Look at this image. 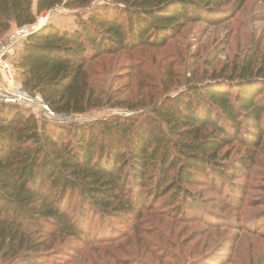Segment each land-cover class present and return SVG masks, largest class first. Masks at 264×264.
<instances>
[{
	"label": "trees",
	"instance_id": "1",
	"mask_svg": "<svg viewBox=\"0 0 264 264\" xmlns=\"http://www.w3.org/2000/svg\"><path fill=\"white\" fill-rule=\"evenodd\" d=\"M95 1L0 0V40L13 25L33 24L55 7L89 9L74 30L47 24L17 51L23 89L40 94L58 115L93 107L85 67L100 56L161 47L187 24L219 25L244 4L103 0L92 7ZM49 126L0 102V258L11 264H39L57 242L87 241L96 216L99 227L117 221L130 230H140L144 212L158 207L187 219L201 201L191 185L221 195L240 191L234 181L246 175L248 160L228 162L224 149L264 143V50L187 85L148 119L114 115Z\"/></svg>",
	"mask_w": 264,
	"mask_h": 264
},
{
	"label": "rangeland",
	"instance_id": "2",
	"mask_svg": "<svg viewBox=\"0 0 264 264\" xmlns=\"http://www.w3.org/2000/svg\"><path fill=\"white\" fill-rule=\"evenodd\" d=\"M102 1L96 0L92 7ZM243 1V6L219 25L190 23L161 47L105 54L89 63L85 69L94 99L93 107L84 113L56 114L52 120L37 114L35 101L34 106L19 107L48 122L49 128L114 115L148 119L155 107L187 85L240 63L248 51L264 50V0ZM88 11L55 7L36 17V25L40 24L37 30L50 23L74 30L77 16L86 17ZM15 28L13 25L3 38ZM26 38L15 44L16 53L10 59L19 83L20 74L14 65ZM17 90L11 93L18 95ZM225 150L228 162L242 156L248 160L246 175H238L234 181L240 191L225 189L221 195L211 187L191 185L189 190L201 200L199 213L186 211L189 218L182 219L165 209L161 212L159 207L146 210L140 230H130L117 221L99 227L96 216L87 241L57 242L52 251L38 259L39 264H264V143L248 148L235 142ZM129 221L132 223L131 217ZM98 230L100 238L94 236ZM12 262L0 258V264Z\"/></svg>",
	"mask_w": 264,
	"mask_h": 264
},
{
	"label": "built area",
	"instance_id": "3",
	"mask_svg": "<svg viewBox=\"0 0 264 264\" xmlns=\"http://www.w3.org/2000/svg\"><path fill=\"white\" fill-rule=\"evenodd\" d=\"M42 23V22H41ZM40 24L33 23L29 25L19 26L13 29L6 37L0 40V102L11 103L19 106L35 105L39 108L37 114L48 119H56V113L43 102L42 98L36 96L32 98L28 92L23 91L21 83L15 77L10 59L16 53L15 44L22 38L28 36L39 28ZM17 88V94L11 93ZM38 103V104H37ZM52 119V120H53Z\"/></svg>",
	"mask_w": 264,
	"mask_h": 264
}]
</instances>
